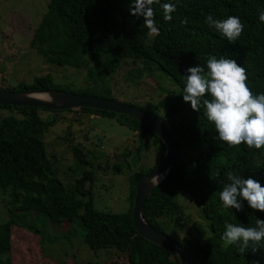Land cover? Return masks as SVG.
I'll return each mask as SVG.
<instances>
[{
    "label": "trees",
    "instance_id": "1",
    "mask_svg": "<svg viewBox=\"0 0 264 264\" xmlns=\"http://www.w3.org/2000/svg\"><path fill=\"white\" fill-rule=\"evenodd\" d=\"M166 2L177 6L171 21L163 19L161 5ZM129 4L130 0H48L45 13L32 31L29 45L46 62L85 68L86 79L93 84L114 77L125 65L142 63L146 75L152 76L154 82L147 86L161 95L149 112L163 124L177 148L166 177L155 185L144 201L143 219L184 247L189 264H264V241L257 246L256 253H252L251 248L241 252L235 244L225 247L221 239L225 221L251 227L255 226L257 218L264 219V212L251 209L247 201H242V211L225 209L219 199V192L229 182V172L245 179L251 177L264 186V147L249 149L243 143L230 146L216 140L214 137L218 134L214 124L204 115L203 105L200 111H194L190 102L183 100L182 91L186 69L199 64L207 70L206 61L211 55L217 59L223 56L236 60L246 69V84L253 94L264 93V22L258 15L264 11V0H159L152 5L159 34H152L149 42L146 41L149 30L143 26V17L131 15ZM208 15L216 19L239 17L244 25L241 36L230 43L205 23ZM185 19L187 23H184ZM155 70L167 76L178 90L166 94L162 88H157L158 78L153 76ZM1 89L61 88L45 74L35 77L30 85ZM61 90L111 98L93 90ZM205 98L210 97L206 94ZM0 109L8 111L0 116V193L9 196L11 209L7 213L19 212L18 217L24 219L31 215L34 222L38 216H43L56 225L77 217L85 230L83 243L89 249L117 251L109 260L95 263L12 262L9 253L15 240L14 233H21L18 246L23 251L26 240L21 230L11 227L12 220L8 218L0 223V264H177L172 252L146 241L135 232L130 214L138 178L162 155L164 147L159 137L134 118L74 108L79 116L115 117L118 124L139 136L134 149L125 148L126 157L112 165V170L117 173L121 167L129 170L127 210L99 211L92 206L90 187L84 188L86 181L91 182L92 171L82 172L73 185L66 188L45 153L43 134L55 123L57 113L73 109L51 111L23 105H0ZM43 111L48 114L41 116ZM148 139L158 151V157L149 168L133 169L139 152L148 148ZM70 150L75 163H86L77 145H71ZM127 159H132V168ZM180 192L188 194L198 210L203 222L201 226L205 228L202 238L196 230L200 226L198 222L184 214L178 200ZM80 208L82 212L78 214ZM188 223L195 228L196 235L188 229L186 236L177 237L176 232L186 229ZM27 228L40 242V228L32 225ZM3 255L5 257L1 258ZM23 258L29 259L28 256Z\"/></svg>",
    "mask_w": 264,
    "mask_h": 264
},
{
    "label": "rangeland",
    "instance_id": "2",
    "mask_svg": "<svg viewBox=\"0 0 264 264\" xmlns=\"http://www.w3.org/2000/svg\"><path fill=\"white\" fill-rule=\"evenodd\" d=\"M47 2L48 0H0V88H12L19 84L30 85L35 77L49 74L52 83L61 89L77 92L93 90L101 96H109L152 111L153 104L161 95L157 90L152 92V76L148 78L142 63L125 65L114 77H106L102 83L93 84L86 79L85 68L57 66L46 62L30 47L32 31L45 13ZM151 36L148 32L147 42ZM150 66L154 68V65ZM153 73V76L158 78L157 88H162L164 93L171 94L178 90L162 72L155 70ZM148 83L151 86L148 87ZM7 113L6 109H0V116ZM40 114L46 116L48 112L43 111ZM78 116L79 113L75 109L56 114L55 123L43 134L46 156L52 161L57 178L66 188H70L82 172L92 171L91 182L86 181L84 188L90 187L93 208L99 211L124 212L128 207L129 170L121 167L117 173L112 170V165L115 161L120 163L126 157L125 148L134 149L139 136L126 126L118 124L115 117L91 114ZM71 145H77L81 149L86 163L74 162ZM157 157L158 151L150 145L149 140L148 148L139 152L133 169L149 168L154 165ZM127 160L132 168V159ZM178 200L184 214L200 225L196 230L200 232L198 237L202 238L205 228L201 226L203 222L190 196L180 192ZM8 201L9 196L0 193V223L11 218V227L21 230L26 240V249L23 251L20 245L18 246L22 238L21 233H14L15 240L9 253L12 262L95 263L107 261L117 254L115 249H89L83 243L85 230L77 217L59 225L51 224L43 216H38L34 222L31 215L24 219L18 217L19 212L7 213L8 209H11ZM81 212L82 208L78 210V214ZM28 225L40 228V242L36 235L28 231ZM191 226L188 223L186 229L176 232L177 237L186 236L188 229H192V235H196L195 228ZM23 256H28L29 259H24Z\"/></svg>",
    "mask_w": 264,
    "mask_h": 264
},
{
    "label": "clouds",
    "instance_id": "3",
    "mask_svg": "<svg viewBox=\"0 0 264 264\" xmlns=\"http://www.w3.org/2000/svg\"><path fill=\"white\" fill-rule=\"evenodd\" d=\"M159 0H130L129 12L137 18L143 17V26L151 34L158 35L155 10L152 7ZM163 19L171 21L176 4L166 2L161 5ZM259 20L264 22V11L259 12ZM184 23H187L185 19ZM205 23L214 28L230 43L242 34L244 25L237 16L216 19L212 15L205 17ZM206 68L190 66L184 76L183 100L190 102L194 111H200L203 105L204 115L215 126L218 134L216 140L230 146L246 144L249 149L257 150L264 147V93L253 94L247 86L246 69L237 64L236 60L217 59L209 56ZM210 98H205V96ZM219 192V199L225 209L243 210L242 201H247L253 210L264 212V186L251 177L245 179L231 172ZM224 246L238 245L241 252L251 248L252 253L259 249L264 241V219H256L255 226L245 227L225 221L221 236Z\"/></svg>",
    "mask_w": 264,
    "mask_h": 264
},
{
    "label": "water",
    "instance_id": "4",
    "mask_svg": "<svg viewBox=\"0 0 264 264\" xmlns=\"http://www.w3.org/2000/svg\"><path fill=\"white\" fill-rule=\"evenodd\" d=\"M0 105L40 106L51 111L83 107L128 116L145 125L159 137L164 149L157 163L142 174L136 182L130 213L132 225L135 232L143 239L172 252L177 258V264H189L186 249L165 233L154 229L141 215L145 199L155 185L166 177L177 155V148L173 139L156 116L149 111L113 98L75 93L61 89L6 90L0 88Z\"/></svg>",
    "mask_w": 264,
    "mask_h": 264
}]
</instances>
